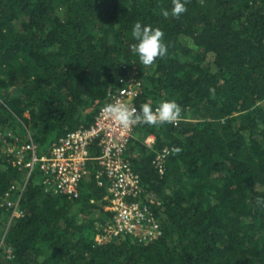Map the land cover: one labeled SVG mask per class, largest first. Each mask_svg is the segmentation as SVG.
<instances>
[{"label":"trees","instance_id":"trees-1","mask_svg":"<svg viewBox=\"0 0 264 264\" xmlns=\"http://www.w3.org/2000/svg\"><path fill=\"white\" fill-rule=\"evenodd\" d=\"M185 5L176 18L172 0H0V200L22 194L23 211L9 223L12 206H0V264H264V0ZM136 22L164 33L151 66L131 50ZM131 78L137 114L181 108L177 124L138 123L127 152L162 232L99 241L115 213L97 168L79 196L56 192L15 164L17 149L32 140L43 154L90 127Z\"/></svg>","mask_w":264,"mask_h":264},{"label":"built area","instance_id":"built-area-1","mask_svg":"<svg viewBox=\"0 0 264 264\" xmlns=\"http://www.w3.org/2000/svg\"><path fill=\"white\" fill-rule=\"evenodd\" d=\"M121 81L122 86L111 95L108 104L119 101L127 104L134 114H137L135 99L141 94L142 82L135 78ZM108 104L99 109L94 124L69 132L41 155L34 141L21 143L17 149L19 157L15 164L27 170L28 178L37 171L41 172L44 176L43 183L47 187L74 196L80 195L81 181L88 178L90 168L94 166L97 168L98 184L105 185L107 190L105 199L109 204L106 209L115 213L111 221L113 223L109 222L111 224L106 227L107 233L97 239L100 241L112 235L133 234L139 237L140 241L152 240L161 234L162 225L151 216L148 206L137 199L142 191L141 174L134 169L127 155L138 123L128 127L120 125L105 111ZM177 123L178 121L175 124ZM146 141L152 145L155 136L150 135ZM6 148L8 151L16 149L8 141ZM173 150V147L166 146L153 161L161 173L165 171L167 158ZM21 196L22 194L12 200L8 191L0 200L1 207H4L6 202L8 206H12L9 223L23 214L19 207ZM150 202L159 203L154 198Z\"/></svg>","mask_w":264,"mask_h":264},{"label":"clouds","instance_id":"clouds-1","mask_svg":"<svg viewBox=\"0 0 264 264\" xmlns=\"http://www.w3.org/2000/svg\"><path fill=\"white\" fill-rule=\"evenodd\" d=\"M171 15L179 18L187 11L185 0H172ZM169 10H163V16L168 17ZM164 33L159 28H152L141 22H136L132 28V37L136 41L132 45V52L138 56L140 64L144 66L153 65L158 57H163L167 53V48L163 43ZM105 111L116 122L124 127L131 124L146 123L149 125H160L164 123L175 124L181 116V108L174 100L162 101L153 111L149 103L140 106L139 114H134L127 104L119 101L108 104ZM179 151V149H176Z\"/></svg>","mask_w":264,"mask_h":264},{"label":"rangeland","instance_id":"rangeland-1","mask_svg":"<svg viewBox=\"0 0 264 264\" xmlns=\"http://www.w3.org/2000/svg\"><path fill=\"white\" fill-rule=\"evenodd\" d=\"M43 150H44V148H41L40 153H39L40 155L42 154ZM39 177H40V175H39ZM98 238H101V235H98ZM105 238H107V237H105Z\"/></svg>","mask_w":264,"mask_h":264},{"label":"water","instance_id":"water-1","mask_svg":"<svg viewBox=\"0 0 264 264\" xmlns=\"http://www.w3.org/2000/svg\"><path fill=\"white\" fill-rule=\"evenodd\" d=\"M111 93H112V92H110V93L108 94V96H107V97H108V98H107L108 100L111 98Z\"/></svg>","mask_w":264,"mask_h":264}]
</instances>
